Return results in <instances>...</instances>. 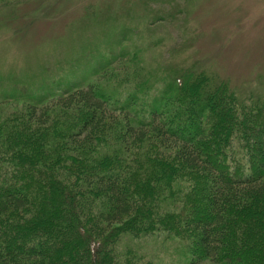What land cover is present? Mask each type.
I'll use <instances>...</instances> for the list:
<instances>
[{"label":"trees","instance_id":"1","mask_svg":"<svg viewBox=\"0 0 264 264\" xmlns=\"http://www.w3.org/2000/svg\"><path fill=\"white\" fill-rule=\"evenodd\" d=\"M109 65L0 92L22 101L0 116V264H155L128 242L159 234L171 263L264 264V94L183 63L87 80Z\"/></svg>","mask_w":264,"mask_h":264},{"label":"rangeland","instance_id":"2","mask_svg":"<svg viewBox=\"0 0 264 264\" xmlns=\"http://www.w3.org/2000/svg\"><path fill=\"white\" fill-rule=\"evenodd\" d=\"M7 2L0 4L1 93L31 94L109 61L104 77L87 80L116 85L129 74L131 90L142 74L161 76L183 63L227 78L242 94H264V0ZM120 83L115 90H126ZM21 106L0 98V116ZM132 241L155 264H178L165 258L179 245L175 240L159 234Z\"/></svg>","mask_w":264,"mask_h":264}]
</instances>
